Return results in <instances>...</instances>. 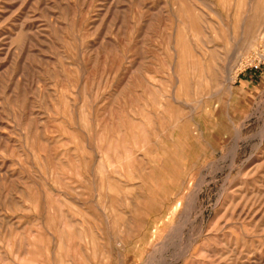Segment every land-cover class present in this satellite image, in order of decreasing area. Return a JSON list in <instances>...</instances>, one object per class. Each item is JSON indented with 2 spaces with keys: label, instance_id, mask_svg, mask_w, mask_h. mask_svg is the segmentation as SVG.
Segmentation results:
<instances>
[{
  "label": "rangeland",
  "instance_id": "obj_1",
  "mask_svg": "<svg viewBox=\"0 0 264 264\" xmlns=\"http://www.w3.org/2000/svg\"><path fill=\"white\" fill-rule=\"evenodd\" d=\"M0 264H264V0H0Z\"/></svg>",
  "mask_w": 264,
  "mask_h": 264
},
{
  "label": "bare ground",
  "instance_id": "obj_2",
  "mask_svg": "<svg viewBox=\"0 0 264 264\" xmlns=\"http://www.w3.org/2000/svg\"><path fill=\"white\" fill-rule=\"evenodd\" d=\"M237 3H238V2H237ZM192 21H193V20H192ZM192 21H191V22H192ZM204 26H205V25H204ZM196 27H197V26H196ZM194 28H195V27H194ZM172 49H173V48H172Z\"/></svg>",
  "mask_w": 264,
  "mask_h": 264
}]
</instances>
